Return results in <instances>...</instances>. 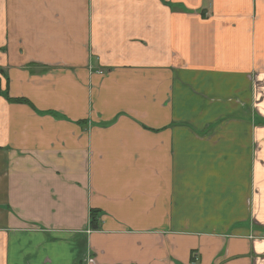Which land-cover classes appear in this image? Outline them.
Returning <instances> with one entry per match:
<instances>
[{"label": "crops", "instance_id": "0c3cea01", "mask_svg": "<svg viewBox=\"0 0 264 264\" xmlns=\"http://www.w3.org/2000/svg\"><path fill=\"white\" fill-rule=\"evenodd\" d=\"M0 81V264H264V0H0Z\"/></svg>", "mask_w": 264, "mask_h": 264}, {"label": "trees", "instance_id": "16d2710c", "mask_svg": "<svg viewBox=\"0 0 264 264\" xmlns=\"http://www.w3.org/2000/svg\"><path fill=\"white\" fill-rule=\"evenodd\" d=\"M2 92V88H1V81H0V94ZM97 214L98 211H93V213L91 214V228L92 229H96L97 228Z\"/></svg>", "mask_w": 264, "mask_h": 264}]
</instances>
